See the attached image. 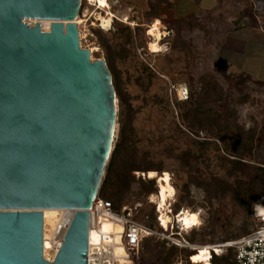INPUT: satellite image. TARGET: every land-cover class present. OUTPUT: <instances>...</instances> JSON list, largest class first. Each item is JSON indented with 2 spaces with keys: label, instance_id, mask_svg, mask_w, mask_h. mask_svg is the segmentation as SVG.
Listing matches in <instances>:
<instances>
[{
  "label": "water",
  "instance_id": "water-1",
  "mask_svg": "<svg viewBox=\"0 0 264 264\" xmlns=\"http://www.w3.org/2000/svg\"><path fill=\"white\" fill-rule=\"evenodd\" d=\"M80 3L0 0V264H87L117 111L105 60L79 45ZM45 209L74 211L52 261Z\"/></svg>",
  "mask_w": 264,
  "mask_h": 264
},
{
  "label": "trees",
  "instance_id": "trees-1",
  "mask_svg": "<svg viewBox=\"0 0 264 264\" xmlns=\"http://www.w3.org/2000/svg\"><path fill=\"white\" fill-rule=\"evenodd\" d=\"M127 1V6L121 7L129 12L124 14L125 17L129 14L130 18L139 20L134 29L117 20L114 32L92 29L95 31L112 78V86L117 99L116 124L118 126L98 189V198L109 202L112 210L118 211L117 213L127 202L126 200L133 199L131 205L139 200L145 202L149 195L156 194L158 191L157 179L154 176L160 177L166 172L164 162L173 161L172 165L177 168L174 171L169 169L167 172L174 177L172 184L179 194L174 213L186 210L195 214L199 209L213 210L214 213L210 222L206 219V225L192 227L185 232V238L190 244L212 243L211 237L221 232L222 221L220 219L227 218L226 203H230L235 210L239 211L240 222L236 227V224H232L231 219H228L233 229H228L224 237L226 241L223 242L234 241L250 234L255 229L253 207L262 198L264 204L263 129L254 128L252 131H245L236 122L237 107L246 104L250 96L247 94L231 96L229 90H224L214 78L205 74L196 83L187 85L189 90L187 101H177L173 94L177 119L171 111L168 93L167 97L158 94L161 109L170 119L165 126L158 129L156 136H151L146 140L140 138L134 124L138 112L128 101L129 91L126 90L125 85L123 87L124 76L118 67L128 62L133 65L136 63V46L144 45V26L158 21L157 19L161 18V9L163 7L171 9L174 3L173 0H146L147 8L141 10L134 5L132 0ZM226 1L234 6L246 5L253 8L248 4L249 0ZM257 1L260 2L261 7L260 9L253 8L254 15L261 20L264 30V0ZM107 2L115 12L117 1L107 0ZM221 4L222 1L218 0L217 7L213 11L221 8ZM211 15L213 13L208 14L207 22L194 16L179 17L169 22L168 30L174 35L170 49L173 51L186 48L190 51L192 44L190 40L184 38V35L193 31H207L210 25L218 24V21L211 18H219L220 15ZM239 28L240 25L236 23L229 31ZM135 70L133 75L127 73V83L130 84L133 81L135 86L145 92L150 91L160 81L156 74L142 63ZM154 103L156 104L155 99ZM201 132L206 135L204 141L197 139ZM190 134L196 136V139L191 138ZM216 141L222 144L226 156L220 155ZM146 144H151L152 148H148ZM212 166L222 168L224 176L219 177L217 172L213 171ZM136 172L144 173L148 177L136 178L134 174ZM173 187H171L170 200L175 193ZM191 187L202 191L207 198L204 197L203 201L194 202ZM157 214L154 206L145 205L140 208L134 218L136 222L155 230L161 227V219H158L159 226L156 221ZM219 215L222 217L216 219ZM153 240L156 239L146 238L137 246L128 247L132 248L133 254L136 252L133 259L140 258L148 261V264H174L176 262L198 264L197 260L200 259L198 250L179 248L166 241H157L152 244ZM206 254L202 252L201 259L205 258ZM210 257L208 264H235V253L232 249L227 250L221 256L210 254ZM190 258H194L193 261Z\"/></svg>",
  "mask_w": 264,
  "mask_h": 264
},
{
  "label": "rangeland",
  "instance_id": "rangeland-1",
  "mask_svg": "<svg viewBox=\"0 0 264 264\" xmlns=\"http://www.w3.org/2000/svg\"><path fill=\"white\" fill-rule=\"evenodd\" d=\"M91 1L95 2L94 6H89L87 0H81L78 17L76 19V24L79 35V45L82 49H86L89 51L91 61H94L98 59H104V54L101 48L99 47L97 36L94 33L95 31H93L92 29L98 28L106 32L107 31L114 32L115 24L117 23V21H122L124 22V24L129 25L131 29H134V26L138 23L139 20L130 18L129 14L127 17H125L124 14L129 12L127 10H124L123 7L121 6L126 7L128 2L127 0H113V1H117L115 2L116 4L115 9H117L115 12L112 11L111 6L108 4L107 0L105 1L104 4H102L100 0H91ZM248 4L253 8L255 7L260 9L261 7L260 2L257 0H249ZM229 5L230 3L225 0L222 5V7H224L222 11V16L219 18L218 17L211 18L218 21L219 22L218 24H216L215 26L212 24V26L208 27L207 31H198L195 32L193 35L190 34L184 35V38L190 40L192 44V49L190 48L191 49L190 51L187 50L186 48L183 50L176 49L173 51L170 49L174 35L173 32L168 30V27L165 24L174 21L175 19L172 20L173 15L171 10L173 8L170 9L167 7H163L160 12H163L162 10L165 9L164 13L166 14L165 16L166 18L163 20L160 18L158 19V21L162 24L165 30L167 29L169 32L165 37L164 31L162 30L161 31L162 35H159L157 37L159 40L156 42L155 49L158 50H154L149 47V44L156 38L154 37L153 34H150L149 27L152 23H149L148 26L147 25L144 26L145 29L143 36L144 45L142 47L136 46L135 49V53L137 57L136 63L133 65V64H129L128 62L126 64L119 65L118 68L123 73L124 76L122 79L123 87L126 86L127 87L126 90L129 91L128 101L131 103L134 110L138 112L134 124L139 137L142 138L143 140H146L151 136H156L158 133V129L161 128L162 126H165V124H167V122L170 119L169 116H165L163 112L164 110L161 109L159 100L157 98L158 94L167 97V93L171 86H176L178 83H186L189 86V84L196 83L201 76L208 74L209 76L214 78L219 83V85L224 88V90H229L228 92L231 96L236 97L238 95L240 96L246 94L250 96L249 97L250 99L246 104L237 107L236 122L245 131H250V130L252 131L254 128L256 130L263 129L262 151L264 152V86L262 85V83L264 82V66H261L264 65V63L262 62L260 63V61L257 58L258 55L257 49L258 47L260 48V45H258V37H257L258 33L256 34L254 18L253 16L248 15L250 11L249 9L244 10V13L247 19L245 23L247 22L246 24H248L250 29L247 28V30H245L244 33L242 34L246 35L248 38L252 36L251 42L240 44L239 40L238 41L235 40V38L238 37L237 35L235 37L231 36L225 40L222 48L223 50L218 52L219 51L218 49V51L215 52L216 50L214 45L216 44V39L218 38L222 39L220 35H223L225 33V27L224 25H222V21H225L229 18H233L232 15L233 13L231 9H234L235 11L239 10V8L236 9L234 8L235 6L232 5H230L231 7H228ZM236 23L237 21L235 22V24ZM241 47L245 48L246 55L245 54L242 55L239 51H237V49ZM228 50H232V51L227 52ZM219 57L220 59L223 58L225 60L226 58L228 60V62L231 64L229 65L230 67L228 68L230 69V71H233L236 75L223 74V70L221 66H219V64H221V60L219 59ZM214 62H216L217 64H215ZM141 63L146 65L150 70H152L156 74V76L160 79V81L156 83L148 92H145L140 87L135 86L133 84V81H131L130 84L127 83V78H128L127 73L131 75L135 74L136 72L135 68L137 69L141 65ZM242 72L247 73V75L241 74ZM248 75H251V77H248ZM249 78L255 79L256 82L249 81L248 80ZM154 99L156 101V104L154 103ZM168 101L171 111L174 112V118L177 119L176 118L177 109L175 102L173 101V99L170 98ZM116 111H117V99H116ZM117 129L118 126L116 124L114 128V141L116 138ZM190 137L196 139V136H193L191 134ZM197 139L204 141L206 139V135L201 132L199 133V137ZM144 142L146 143V141ZM216 144L219 147L220 155L226 156L222 144L218 141H216ZM146 145L148 148H152L151 144H146ZM158 160H160V158H158ZM172 163L174 164L173 161L164 162L166 166L165 168L167 170L170 169L171 171H174L177 167L173 166ZM212 169L214 172H217V175L219 177L224 176L222 168H220L219 166H212ZM167 170L165 173H163L160 176L159 180L156 181L158 187L157 188L158 191L156 194H158L162 190V188L165 187L167 184H170L172 185L171 187H173L172 182L174 180V177H172V175L169 172H167ZM134 174L136 178H138L139 176L141 177V179L148 177V175L146 176V174L144 173L136 172ZM190 190H191V195L194 198V202L203 201L204 197L207 198L206 194H204L202 191L196 190L193 187H191ZM174 191H175L174 196L171 200H169L167 204V208L165 209L160 210L155 207V205L151 202V198L156 194H152L146 198L145 202L139 200L131 205V202L134 200L133 199L126 200L127 202L120 208V211L123 207L127 208L128 211L132 214L133 220L136 221L134 217L138 214L140 208L145 207V205H152L155 208V213L158 212L157 217L159 216V219L163 220V223L167 224L170 221H172L173 223V216L175 215L174 206L176 202L179 200V194L175 189ZM262 200L263 198L260 199L259 201L263 203ZM226 204H227L226 205L227 218L225 217L221 218L222 216L220 215L217 216L216 218V219L221 218L220 219V221H222L221 232H217L214 236H212L211 237L212 243L206 245H213L226 241L224 240L226 232L228 231V229L230 230L233 229V225L228 223V219H231V223L236 224V227L239 226V222H240V218H238L239 211L235 210L230 203H226ZM216 206H218V204ZM185 211L186 210H183V212L179 215L178 221L180 224L184 215L191 214L189 211L186 212ZM159 212H161L160 214L161 216L159 215ZM170 212L172 213V215H170ZM197 212L199 213L201 212L200 214L201 225H206L207 221L210 222L214 214L213 210L208 211L205 209H199L197 210ZM157 217H156V221H157ZM253 222H254V226H256L255 220ZM157 223L159 226V220L157 221ZM181 225L183 226V228L185 227L183 223ZM158 228L155 229L157 232H164V230L161 227L159 229ZM167 230H168L167 233L170 234L171 229L168 228ZM182 236L184 239H186L185 233H182ZM154 239L156 240H153L152 244H154L157 241H161L157 238ZM206 245L196 244V246H206ZM126 251L130 257L129 264H148V261L142 260L140 258L134 260L133 256L136 254V252L135 254H133L132 248L131 249L127 248ZM205 256H206L205 258L199 260L207 261L208 260L207 254ZM48 257H50V255H48ZM174 264H180V263L176 262Z\"/></svg>",
  "mask_w": 264,
  "mask_h": 264
},
{
  "label": "built area",
  "instance_id": "built-area-1",
  "mask_svg": "<svg viewBox=\"0 0 264 264\" xmlns=\"http://www.w3.org/2000/svg\"><path fill=\"white\" fill-rule=\"evenodd\" d=\"M87 3L89 4V6H94L95 2L87 0ZM173 94H175L177 101H187L189 98V90L187 84L178 83L176 86H171L168 91L170 99H172ZM58 211V219L55 223L54 228L51 230L52 232L50 237V248L47 249L46 255L44 254L45 249H43V257L48 261H52L56 252L61 247L65 234L71 224L74 215V211L71 210ZM182 212L183 211L178 212L173 216V223L169 224L167 228L162 227L164 232H157L154 229H151L143 224L134 221L132 214L128 211L127 208L123 207L119 213L114 212L112 210V205L109 202L104 201L97 196L92 204V207L88 211L89 228L97 226L100 218L107 219L114 224L120 225L123 228L121 240L125 250L128 247L137 246L142 240L146 238L153 237L161 241H166L179 248L191 249L196 251L195 248L200 246L190 244L182 236V233H185L188 230L186 228H183V226L178 221V217ZM197 214L200 218L199 212H197ZM170 215H172L171 212ZM253 218L256 222V226L250 234L234 241L206 245L208 251L215 256H221L225 254L227 250L232 249L235 253V264H264L263 203L260 202L254 205ZM158 219L159 216L157 217V220ZM168 228L171 229L170 234L167 233ZM102 242H104V239H102ZM103 252H99L97 255L93 253L91 254L88 247L87 264H120L113 255L109 256L108 254ZM48 255H50L51 259H49L50 257H47ZM210 258L208 259V261H210ZM127 260L130 261L129 255L127 257Z\"/></svg>",
  "mask_w": 264,
  "mask_h": 264
},
{
  "label": "bare ground",
  "instance_id": "bare-ground-1",
  "mask_svg": "<svg viewBox=\"0 0 264 264\" xmlns=\"http://www.w3.org/2000/svg\"><path fill=\"white\" fill-rule=\"evenodd\" d=\"M101 1V0H100ZM106 0H103V3H105ZM28 24L38 23L43 31H49L50 25L52 21L48 20H25ZM76 22V20H75ZM157 21H153L150 25V33L156 37L150 44L149 47L153 49V45L156 47V42L159 40L157 37L161 34V31H164V36H167L166 30L163 28L162 24L159 22V24H156ZM65 24V23H64ZM155 27V32L152 31L153 26ZM153 38V37H152ZM163 179V178H162ZM165 180V179H164ZM170 181V180H169ZM169 183V182H168ZM172 194V189L170 184H167L165 187L162 188V190L153 196L151 198V202L155 205L156 208L162 210L167 208V204L170 200V196ZM58 210H50L45 209L42 211L43 214V249H45L44 254H47V249L50 248V237H51V230L54 228L55 223L58 219ZM161 212H159V215ZM161 216V215H160ZM195 216L196 222L193 223L192 217ZM172 220V217H171ZM179 220V217H178ZM96 221V219H95ZM158 221V220H157ZM96 223V222H95ZM172 221L169 223H163V220H161V228H167L169 224H171ZM184 224V228L189 229V227H197L201 225L200 218L197 213L195 214H189L184 215L183 219L181 220V224ZM108 227V231H105V227ZM123 232V228L120 225L114 224L111 221L107 219L100 218L97 226L89 228V252L92 254H98L99 252H105L109 256L113 255L117 261L121 264V261H123V264H129V261L127 260L128 254L123 247L122 240H121V234ZM93 235L96 237V241H93ZM102 239H104V242H102ZM46 247V248H45ZM121 249L122 254L118 255L117 250ZM195 250H198L200 252V260H201V254L202 252L207 253V259L210 258V252L208 251V248L206 246H200L195 248ZM103 252V253H104ZM48 257V256H47ZM51 259V257L49 258ZM194 258H191L190 260L193 261ZM199 259L198 264H208L207 261H200ZM51 261V260H50ZM92 264V263H91ZM96 264V263H95Z\"/></svg>",
  "mask_w": 264,
  "mask_h": 264
},
{
  "label": "crops",
  "instance_id": "crops-1",
  "mask_svg": "<svg viewBox=\"0 0 264 264\" xmlns=\"http://www.w3.org/2000/svg\"><path fill=\"white\" fill-rule=\"evenodd\" d=\"M222 1L221 4V8H219L217 11H213L218 4V0H173L174 6L173 9L171 10L172 12V20L179 18V17H186V16H194L197 19L203 20L205 22H207L208 19V14H212L211 16H216V15H220V17L222 16V11L224 9V7H222L224 1ZM132 2L134 3V5H136L139 9L141 10H145L147 8V2L146 0H132ZM232 5V4H230ZM228 7H231V6ZM234 6V5H232ZM233 8V7H232ZM234 8L239 10L235 11L234 9L232 10V15L233 18H229L225 21H222V25H224L225 27V33L223 35H220V37L222 39H216V44L214 45L215 47V52L221 50H223V44L225 42L226 39H228L229 37L233 36L235 37L236 35L238 37L235 38V40H239L240 44L242 43H247V42H251L252 40V36L250 38H248L246 35H243L242 33H244L245 30H247V28L250 29V27L248 26V24L245 23V21H247L246 17H245V13L244 10L249 9V16H253L254 18V22H255V28H256V34L258 37V45H260V48L258 47L257 51H258V55L257 58L260 61V63H264V30L262 28V22L260 21V19L258 17H256V15H254V10L251 7L248 6H235ZM163 12H160L161 14V19H165L166 14L164 13L165 9L162 10ZM234 11V12H233ZM158 20V19H157ZM237 21L238 25H240V28L237 30H230L234 25L235 22ZM169 23V22H168ZM168 23H166L165 25H167ZM212 26V25H210ZM209 26V27H210ZM215 26V25H214ZM248 26V27H247ZM164 28V27H163ZM217 28V27H215ZM165 29V28H164ZM169 31L166 29V33H168ZM195 32L198 31H193L190 33V35H193ZM220 33V32H219ZM211 34V33H209ZM216 34V33H215ZM221 34V33H220ZM224 36V37H223ZM219 37V36H217ZM232 50H228L227 52H230ZM237 51H239L242 55H246V50L245 48L241 47L238 48ZM220 59V57H219ZM221 60V64H219V66H221L222 70H223V74L225 75H236L233 71H230V69L228 67H230L229 65H231L228 60L225 58V60L223 58L220 59ZM215 64H217L216 62H214ZM264 66V65H261ZM259 66V67H261ZM227 69V70H226ZM241 74H246L245 72H242ZM248 77H251V75H248ZM249 81H254L256 82L255 79H248ZM262 85L264 86V82L262 83Z\"/></svg>",
  "mask_w": 264,
  "mask_h": 264
},
{
  "label": "clouds",
  "instance_id": "clouds-1",
  "mask_svg": "<svg viewBox=\"0 0 264 264\" xmlns=\"http://www.w3.org/2000/svg\"><path fill=\"white\" fill-rule=\"evenodd\" d=\"M156 24L158 25L159 23L156 22ZM155 27H156V26L154 25V26H153V29H152L153 32H155ZM150 34H151V33H150ZM153 49H154V50H158V49H155V46H154V45H153ZM104 230H105V231H108L109 229H108V227L106 226ZM93 241H94V242L96 241V237H95V235H93ZM117 254H118V255L122 254V250H121V249H118V250H117ZM121 264H123V261H121Z\"/></svg>",
  "mask_w": 264,
  "mask_h": 264
},
{
  "label": "snow or ice",
  "instance_id": "snow-or-ice-1",
  "mask_svg": "<svg viewBox=\"0 0 264 264\" xmlns=\"http://www.w3.org/2000/svg\"><path fill=\"white\" fill-rule=\"evenodd\" d=\"M101 3H103V0H101ZM157 23H159V21H157ZM165 179H166V177H165ZM192 221H193V223L196 222V218H195V216L192 217Z\"/></svg>",
  "mask_w": 264,
  "mask_h": 264
}]
</instances>
